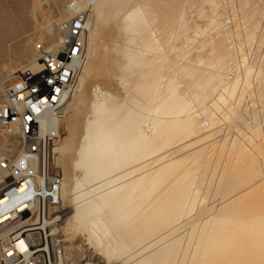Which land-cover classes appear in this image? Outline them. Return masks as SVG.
<instances>
[{
    "label": "bare ground",
    "instance_id": "1",
    "mask_svg": "<svg viewBox=\"0 0 264 264\" xmlns=\"http://www.w3.org/2000/svg\"><path fill=\"white\" fill-rule=\"evenodd\" d=\"M40 67L33 50L12 73ZM74 85L47 161L65 251L79 239L104 264H264V0H95ZM33 211L48 236L52 204Z\"/></svg>",
    "mask_w": 264,
    "mask_h": 264
},
{
    "label": "built area",
    "instance_id": "2",
    "mask_svg": "<svg viewBox=\"0 0 264 264\" xmlns=\"http://www.w3.org/2000/svg\"><path fill=\"white\" fill-rule=\"evenodd\" d=\"M95 0H72L68 18L55 26L57 41L47 48L43 41L33 45L41 67L21 71L3 84L0 99V132L17 142L15 153L1 158L0 264H70L66 259L62 223L66 209L60 195L61 175L49 170L51 147L62 132L61 123L81 75L87 56L88 32ZM49 107V114H42ZM45 187V194H38ZM35 200L49 201L56 212L53 229L41 236L33 222ZM24 245L22 249L18 242ZM78 264H99L85 259Z\"/></svg>",
    "mask_w": 264,
    "mask_h": 264
},
{
    "label": "rangeland",
    "instance_id": "3",
    "mask_svg": "<svg viewBox=\"0 0 264 264\" xmlns=\"http://www.w3.org/2000/svg\"><path fill=\"white\" fill-rule=\"evenodd\" d=\"M33 1L34 0H0V99L2 98L1 90L3 84L13 81L14 77L12 76L18 75V73L13 74L12 72L23 67L30 59H32L33 44L35 41L40 40L48 44L49 39H55L54 34L48 36L46 33L44 34L39 31L44 22V18L48 15L51 17L53 24V27L51 28L54 29L56 25V22H53L54 19L60 16H65L64 9L68 0H40L41 4L39 9L36 10V13L32 12ZM52 17L54 19H52ZM18 149V141L11 142L8 136L0 132L1 154H4L5 156L10 155L15 153ZM50 170L60 173V170L56 167H51ZM74 244L77 247H81L79 250L74 247V250H70V252L69 249L66 248L67 254L71 253V255L68 254V262L70 264H78L85 259H94L99 264H104L98 255L91 252V250L86 249L83 241L77 239ZM65 245H68L67 242H65Z\"/></svg>",
    "mask_w": 264,
    "mask_h": 264
}]
</instances>
